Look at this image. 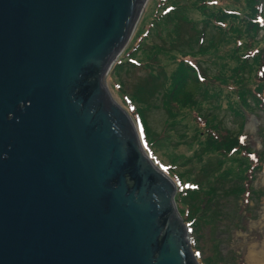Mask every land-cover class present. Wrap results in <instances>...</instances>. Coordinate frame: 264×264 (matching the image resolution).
<instances>
[{"label": "water", "instance_id": "95a60500", "mask_svg": "<svg viewBox=\"0 0 264 264\" xmlns=\"http://www.w3.org/2000/svg\"><path fill=\"white\" fill-rule=\"evenodd\" d=\"M147 0H0V264H200L106 76Z\"/></svg>", "mask_w": 264, "mask_h": 264}, {"label": "rangeland", "instance_id": "374dc122", "mask_svg": "<svg viewBox=\"0 0 264 264\" xmlns=\"http://www.w3.org/2000/svg\"><path fill=\"white\" fill-rule=\"evenodd\" d=\"M191 2L192 0H173L172 5L184 7ZM245 2L246 0H221L219 6L226 5L245 11ZM158 4L159 0H147L131 38L120 54V60L127 58L128 55L124 54L130 50L138 38L143 36L154 11L159 7ZM199 18L198 14L186 13L184 10L173 13L155 32L152 30V37L150 34V38L143 43L144 50L149 54L153 50L159 51L153 54L150 60H146L153 66L127 65L118 67L113 73L110 70L106 76V86L115 102L127 112L131 119L134 116L135 124L139 125L144 132L148 129L152 148L157 153V161L165 165L174 164L176 173L183 172L184 178L176 175L175 180L171 178L173 177L171 173L169 177V172L164 170L174 185L176 186L175 182L179 181L183 183L186 178L199 184V191L195 193L186 191L187 196L180 204L185 219L181 218L184 223L190 221V227L186 223L185 225L198 262L200 264L204 262L206 264H251L250 252H253L254 256L264 255V106H261L264 103V87L256 89L257 82L261 81L257 79L264 77V68L257 70L252 56L243 58L240 54L235 58L237 48L234 44L237 41L241 43V39H235L230 32L220 36L217 31H209L213 33L211 35L213 43L205 41L203 37L204 43L201 47L205 48L207 44L206 50L211 46L213 48L204 55L198 56L196 60L199 59L201 67L203 66L214 76H217L219 70L226 64L242 67V58L251 62L249 73L243 74L244 85L237 86L238 89L235 92L236 88L232 84L224 85L227 88H223L211 77L208 81L211 84L209 86L223 89L218 98L206 96L195 90V98L201 106L200 111L174 112L176 115L174 119H170V115L163 106L162 96H159L160 84L163 82L166 84L173 69L169 56L173 53L169 52L173 48L188 51L189 45L186 41L190 35L189 29L193 25L191 22H198ZM257 21L261 28L255 40L260 43L264 41V4L262 13L257 15ZM190 44L193 45L194 42ZM193 47L197 48L195 45ZM122 55H124L123 58ZM189 59L195 62V59ZM153 87L155 90L151 96L143 95L144 89ZM248 91L254 98L263 102L257 104L260 108L255 106L250 98H245L244 103L248 104L247 109L243 106L238 95L249 94ZM133 99L143 102L139 104L142 117L136 113ZM128 109H131L133 113ZM235 110L240 113L235 114ZM204 116L212 118L215 124H220L230 133L239 134L241 143L249 150L247 152L249 164L243 165L254 169L251 173L253 178L250 181L245 183L234 179L233 173L238 164L244 163L241 159L231 161L222 159V161L214 153L201 154L204 138L199 136L196 130L203 133ZM151 142H147L149 146H152ZM250 150L260 152V162L256 164L253 162L255 156ZM185 187L188 188L190 185Z\"/></svg>", "mask_w": 264, "mask_h": 264}, {"label": "trees", "instance_id": "16d2710c", "mask_svg": "<svg viewBox=\"0 0 264 264\" xmlns=\"http://www.w3.org/2000/svg\"><path fill=\"white\" fill-rule=\"evenodd\" d=\"M220 1L221 0H192L190 4L184 7H179L177 4L176 7L175 5H172L174 4L173 0H159V7H157V9L154 11L155 13L152 16L148 27H146V29L144 30L143 36L138 38L134 42V45L130 48V50H128L124 54L128 55L127 58L122 60L119 59L120 56L117 58L116 62L110 69V72L113 73V71L115 72L118 67L127 65H143L145 67L153 66L150 65L146 60H150L153 54L158 53L159 51L153 50L149 54L146 50H144L143 43L150 38L151 31L153 30L152 32H155L156 29L161 24L165 23V21L173 13L184 10V12L186 13L194 12L198 14L200 18L198 22H191V24L193 25L189 29L190 35L189 37H187L186 41L187 45H189L188 51L177 50L173 48L169 52L173 53V55H169L170 61H172L170 65L173 66V69L169 74L166 84H164L165 82L160 84L159 96H162L163 106L165 107L167 113L170 115V119H174V117L176 116L174 112L188 110L195 113V111H200L201 106L198 99L195 98V90L200 91L206 96H216V98H218V95L222 92L223 89L210 87V83L208 81L211 77L217 80L220 86L223 88H227L224 85H228L229 83L232 84L233 86H235L236 92L238 89L237 86L244 85L243 74L245 75V73H249L248 70L251 66V62L246 61L243 58L252 56L255 62L254 67L257 70L261 69L262 67L264 68V41L258 43V41L255 40L257 32L260 30L259 28H261L260 23L257 21V15L262 13L263 11L264 0H246L245 11H243L242 9H237L235 7H227L226 5L219 6ZM174 26L176 27V24ZM209 31H217V34H219L220 36L221 34L224 35L225 32H230L235 37V39L242 40L241 43L237 41V43L234 44L235 48H237L235 58H237V56H239L240 54V56L243 57L241 60V62H243L242 67L230 66L226 64V66L219 70L217 76L211 75L208 71L205 70L203 66L201 67L200 60L198 59L197 61L196 59L198 58V56L204 55L211 48H213V46H211L208 50H206L207 44L205 48L201 47L204 43L203 37H205V41L212 42L213 36L211 35L213 33H210ZM192 42H194L193 45L190 44ZM194 45L197 46V48L194 49ZM239 46H242L243 49L238 48ZM124 55H122V58ZM189 58L195 59V62ZM167 65L169 64L167 63ZM257 80L261 81L257 82L258 85L256 86V89L263 88L264 77ZM154 90L155 87H153L152 89L146 88V90L144 89L145 93H143V95L145 94L147 97L151 96ZM238 97L242 100L243 106L246 109L248 107V104L245 105V98H250L255 106L263 103L258 98H254L253 95H250V92L246 95H238ZM140 98L143 99V97ZM133 101L136 105V113H139L142 117L141 107L139 104H142L143 102L139 101V103L134 99ZM261 106H264V103L261 104ZM258 107L260 108V106ZM128 111L133 113L131 109H128ZM234 113L239 114L240 112L238 110H235ZM132 121L134 122V116L132 118ZM135 126L138 130L143 149L151 159V161L160 170L168 171L169 175H167L169 177L171 173L173 176L171 178L175 180L177 179L176 175L182 176L183 172L179 171L178 173H176L174 171L176 169L174 164L165 165L160 164V162L157 161V153L152 148L153 144L151 142L148 129H146L144 132L139 125L135 124ZM196 133L204 138L203 146L201 148V154L214 153L218 157H220L221 160L223 159L228 161H231L232 159H241L242 161H244V163L238 164L236 170L233 173V175L235 176L234 179L240 182L247 183L253 178L251 176V173L254 171V169L243 165L245 163L246 165L249 164V161L247 159V152L249 150L243 145V143H241L242 141L239 134L234 135L230 133L228 129H223L220 124H215L212 118L209 117H205L203 133H201L198 129L196 130ZM147 142H151L152 146H149ZM250 152L255 156V161H253L255 162V164L261 161L260 152H255L253 150H250ZM164 173L166 172L164 171ZM175 184V204L180 216L185 219L184 213L180 208V204L182 203L183 198L187 196L186 191L195 193L199 191L200 187L198 186L199 184L193 183L189 178H186L183 183L179 181L177 183L175 182ZM185 185H190V187L187 188L185 187ZM189 222L190 221H185L186 225L190 227ZM203 264L206 263L204 262Z\"/></svg>", "mask_w": 264, "mask_h": 264}, {"label": "bare ground", "instance_id": "6f19581e", "mask_svg": "<svg viewBox=\"0 0 264 264\" xmlns=\"http://www.w3.org/2000/svg\"><path fill=\"white\" fill-rule=\"evenodd\" d=\"M249 259L251 264H264V255L258 254L254 256L253 252H250Z\"/></svg>", "mask_w": 264, "mask_h": 264}]
</instances>
